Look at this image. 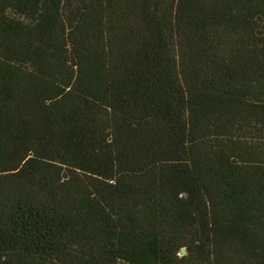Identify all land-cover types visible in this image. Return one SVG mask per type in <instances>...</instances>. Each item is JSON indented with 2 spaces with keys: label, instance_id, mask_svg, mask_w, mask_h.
<instances>
[{
  "label": "trees",
  "instance_id": "1",
  "mask_svg": "<svg viewBox=\"0 0 264 264\" xmlns=\"http://www.w3.org/2000/svg\"><path fill=\"white\" fill-rule=\"evenodd\" d=\"M0 264H264V0H0Z\"/></svg>",
  "mask_w": 264,
  "mask_h": 264
},
{
  "label": "water",
  "instance_id": "2",
  "mask_svg": "<svg viewBox=\"0 0 264 264\" xmlns=\"http://www.w3.org/2000/svg\"><path fill=\"white\" fill-rule=\"evenodd\" d=\"M181 251L184 253L185 252V249L183 248V249H181Z\"/></svg>",
  "mask_w": 264,
  "mask_h": 264
}]
</instances>
